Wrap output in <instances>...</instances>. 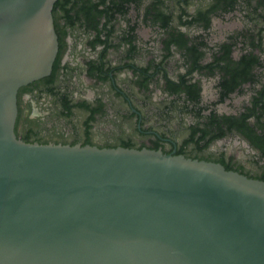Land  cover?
Segmentation results:
<instances>
[{"label": "water", "instance_id": "95a60500", "mask_svg": "<svg viewBox=\"0 0 264 264\" xmlns=\"http://www.w3.org/2000/svg\"><path fill=\"white\" fill-rule=\"evenodd\" d=\"M56 0H0V264H264V181L134 147L27 142L18 89L50 74Z\"/></svg>", "mask_w": 264, "mask_h": 264}, {"label": "flooded vegetation", "instance_id": "af4514ba", "mask_svg": "<svg viewBox=\"0 0 264 264\" xmlns=\"http://www.w3.org/2000/svg\"><path fill=\"white\" fill-rule=\"evenodd\" d=\"M49 75L18 89L27 142L134 147L264 181V0H56Z\"/></svg>", "mask_w": 264, "mask_h": 264}]
</instances>
